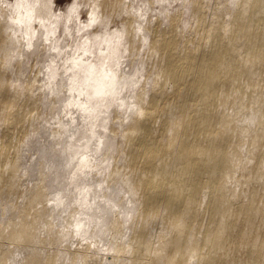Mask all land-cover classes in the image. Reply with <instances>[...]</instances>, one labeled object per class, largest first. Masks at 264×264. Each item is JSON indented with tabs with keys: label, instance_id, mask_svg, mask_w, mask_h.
Wrapping results in <instances>:
<instances>
[{
	"label": "bare ground",
	"instance_id": "6f19581e",
	"mask_svg": "<svg viewBox=\"0 0 264 264\" xmlns=\"http://www.w3.org/2000/svg\"><path fill=\"white\" fill-rule=\"evenodd\" d=\"M177 1L0 0V264H264V0Z\"/></svg>",
	"mask_w": 264,
	"mask_h": 264
},
{
	"label": "rangeland",
	"instance_id": "374dc122",
	"mask_svg": "<svg viewBox=\"0 0 264 264\" xmlns=\"http://www.w3.org/2000/svg\"><path fill=\"white\" fill-rule=\"evenodd\" d=\"M58 1V2H57ZM72 1V2H71ZM73 3V0H56V3H55V6H57V8H58V6H59V8L58 9H61V8H64L65 6L67 7L68 5H70V4H72ZM58 4V5H57ZM143 3H141V5H142ZM177 4H178V1L177 0H171V3H170V7H177ZM61 6V7H60ZM156 6L155 7H152V6H150V8L148 9V12H147V15H149L150 13H155L156 12ZM84 9H85V11H84ZM82 11H81V16H80V18L84 21V22H86V20L85 19H87L88 17H89V14H88V12H86L87 11V7H83L82 9H81ZM87 14H88V16H87ZM153 16H155V14L153 15ZM34 60V58H32V61ZM35 61V60H34ZM42 63V62H41ZM53 121V120H52ZM37 151V150H36Z\"/></svg>",
	"mask_w": 264,
	"mask_h": 264
}]
</instances>
